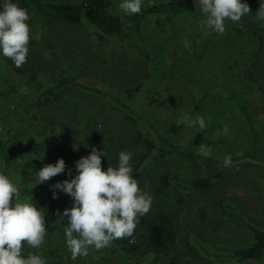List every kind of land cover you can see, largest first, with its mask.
Returning <instances> with one entry per match:
<instances>
[{"label": "rangeland", "instance_id": "374dc122", "mask_svg": "<svg viewBox=\"0 0 264 264\" xmlns=\"http://www.w3.org/2000/svg\"><path fill=\"white\" fill-rule=\"evenodd\" d=\"M120 2L112 0L111 12L126 22L128 14L119 9ZM167 2H184L189 9L147 17L142 38L133 34L126 22L123 38L102 41L97 28L87 22L58 27L46 37L32 31L28 58L21 67L0 55V142L7 143L17 157L8 177L20 189L19 202L35 203L43 209L48 228L41 247L32 249L25 243V253H38L48 264H168L171 260L177 264H264V259L237 262L217 257L253 244L251 234L229 206L264 230V167L240 161L255 141L264 150V21L256 17L260 5L243 0L251 13L238 22L226 20L222 34H206L204 16L194 0H143L142 10ZM84 64L90 68L86 74L81 73ZM60 71L76 76L86 86L114 93L176 146L220 162L231 155L233 165L211 189L190 192L191 183L208 177L205 167H197L180 153L161 157L147 126L113 114L109 100L83 92L69 91L64 102L49 105L38 119L33 103ZM122 75L132 79L130 86L139 82L140 90L128 97L119 93V86L110 79ZM231 98L246 105L251 124L228 102ZM77 105L85 117L79 115L69 123V129V124L59 126L62 108L66 111ZM197 117L204 118L205 128L191 125ZM94 133L100 139L97 148L108 154L102 158V169L116 166L121 151L132 152L133 177L153 197L151 210L139 217L133 235L119 240L135 244L143 241L150 227H161L167 247L160 259L153 254L130 258L120 242L99 251L90 247L87 256L72 259L65 243L67 220H59L57 212L62 214L73 201L62 192L54 199L52 186L69 178L68 169L75 171V161L83 157L76 142ZM144 139L154 141L156 148L149 151ZM202 144L211 149L209 155L201 154ZM60 158L68 165L65 173L37 185L35 172ZM0 172L4 173L1 155Z\"/></svg>", "mask_w": 264, "mask_h": 264}, {"label": "clouds", "instance_id": "9594fccd", "mask_svg": "<svg viewBox=\"0 0 264 264\" xmlns=\"http://www.w3.org/2000/svg\"><path fill=\"white\" fill-rule=\"evenodd\" d=\"M194 3L204 16L202 27L206 34H222L226 31V20L238 22L251 13L249 4L243 0H194ZM142 5L143 0H121L119 9L134 15L141 13ZM256 17L264 21V0H260ZM28 20L27 10L15 0H0V55L10 59L16 67H21L28 58ZM185 46H188L187 41ZM190 123L206 127L203 117ZM223 131L227 133L228 129L225 127ZM199 147L202 155L210 154V148L203 144ZM132 156L130 151H121L116 166L103 170L102 158H108V154L106 150L92 147L89 155L75 161V171L68 169L66 161L60 158L35 172L37 185H40L68 169L69 178L56 182L52 188L54 199H59L62 192L73 201L62 214L57 212L59 220H67L65 243L73 260L87 256L90 247L99 251L116 239L132 236L139 217L151 210L153 197L133 177ZM223 164L225 167L233 165L231 155L224 157ZM19 200L20 189L0 172V264H48L47 258L38 253L24 254L25 243L32 249H39L44 243L48 228L43 209L35 203Z\"/></svg>", "mask_w": 264, "mask_h": 264}, {"label": "trees", "instance_id": "16d2710c", "mask_svg": "<svg viewBox=\"0 0 264 264\" xmlns=\"http://www.w3.org/2000/svg\"><path fill=\"white\" fill-rule=\"evenodd\" d=\"M253 1L260 5V0ZM15 2H17L22 8L26 9L29 14V20L27 23L30 26V35L33 31L41 33L42 37H46L48 33H54L58 27H69V25L82 26L87 22H90L97 28L99 39L102 41L123 38L125 35L124 33L127 30L126 22H128V26L131 28L132 33L137 35L139 38H142L143 23L147 17L153 15L168 16L173 13L187 11L189 9L187 3L184 2L161 3L159 5L144 9L139 14L126 15L125 22L122 18L114 15L111 12L112 0H82L80 3L48 2L45 0H15ZM88 70H90L89 67L85 66V64L82 65V74H86V72H89ZM129 75L116 76L117 78L110 79L111 82H115L119 86V93L125 94L126 97L131 96L132 93H136V91L138 92L141 88V85H138L139 82L136 84V86H130L132 84V79L129 77ZM124 81L126 83H123ZM69 91L78 93L83 92L96 99H107L110 101L114 109L113 114L119 113L122 117L124 115L125 120L129 119L134 123H142L147 126L154 134L159 147L158 152L161 157H166L173 153H180L189 162L195 164L197 167H205L208 171V177L201 178L191 183L187 188L190 192L211 189L217 181L222 179L224 172L231 168L225 167L223 162L218 160L201 157L191 149L176 146L174 142L165 137L149 119L145 118L144 116L136 115V113L131 110L129 105L126 102L120 100L114 93L104 92L100 89L86 86L80 83L76 76L70 75L64 71L58 72L55 82L51 85V87L43 92L41 97H38L36 103H33L35 117L38 115L37 118L42 119V114L48 111V106L59 103L60 101L64 102ZM228 102L233 107L238 109L241 115L250 124L252 123L251 115L248 112L246 105L242 101L236 98H231L228 100ZM64 109L62 108V114H60L62 118L58 120L61 121L58 124L59 126H66V124H69L71 121H76L79 115L81 116L80 118L85 117V114H83L82 110L80 109V105L75 107L73 106L71 109L67 108L66 111ZM71 111L73 113H71ZM114 117L115 115L113 116V120ZM67 118L71 119L67 121ZM49 121L53 124L57 123L55 119H50ZM98 122L101 123L100 121ZM71 125L72 124H69L67 128L69 129ZM99 142L100 139L98 134L94 133L90 136H86L84 141L80 140L76 143H78V145L81 147L83 157H85L90 154L92 147L97 148V144H99ZM154 143L155 142L152 140L144 139L143 145L145 148H148L149 151H152L156 148ZM0 155L4 160V174L9 176L11 165L17 158L16 153L8 150L7 143L0 142ZM242 160H246L249 163H254L264 167V150L255 141L252 149L240 158V161ZM175 185L177 187L184 188L180 183H176ZM229 209L232 211L233 215L241 221V224L244 225V227L249 231L253 238V244L247 249L237 250L230 255H219L217 257L220 259H231L237 262H261L264 259V230L252 225L243 216L236 213V211L233 210L231 206H229ZM166 236L167 235L164 229L158 226H152L149 228L145 238L141 242L129 244V241L121 242V239H116L112 241L111 244L114 242H120L124 253L130 258H141L145 257L146 255L153 254L155 258L160 259L167 247ZM24 254L27 255L25 252ZM168 264H177V260H171V262Z\"/></svg>", "mask_w": 264, "mask_h": 264}]
</instances>
